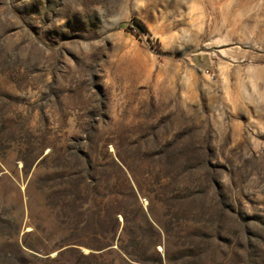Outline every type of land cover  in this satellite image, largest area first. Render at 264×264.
<instances>
[{
    "label": "rangeland",
    "instance_id": "1",
    "mask_svg": "<svg viewBox=\"0 0 264 264\" xmlns=\"http://www.w3.org/2000/svg\"><path fill=\"white\" fill-rule=\"evenodd\" d=\"M0 264H264V0H0Z\"/></svg>",
    "mask_w": 264,
    "mask_h": 264
},
{
    "label": "trees",
    "instance_id": "2",
    "mask_svg": "<svg viewBox=\"0 0 264 264\" xmlns=\"http://www.w3.org/2000/svg\"><path fill=\"white\" fill-rule=\"evenodd\" d=\"M132 26L135 27L139 32L147 33V28L142 21L135 18L132 22Z\"/></svg>",
    "mask_w": 264,
    "mask_h": 264
}]
</instances>
